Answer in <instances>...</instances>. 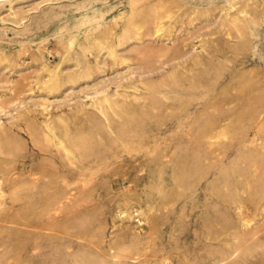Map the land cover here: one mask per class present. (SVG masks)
<instances>
[{
	"label": "rangeland",
	"instance_id": "obj_1",
	"mask_svg": "<svg viewBox=\"0 0 264 264\" xmlns=\"http://www.w3.org/2000/svg\"><path fill=\"white\" fill-rule=\"evenodd\" d=\"M0 264H264V0H0Z\"/></svg>",
	"mask_w": 264,
	"mask_h": 264
}]
</instances>
